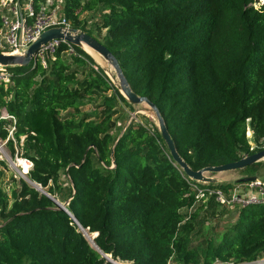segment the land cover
Segmentation results:
<instances>
[{
	"label": "trees",
	"instance_id": "obj_1",
	"mask_svg": "<svg viewBox=\"0 0 264 264\" xmlns=\"http://www.w3.org/2000/svg\"><path fill=\"white\" fill-rule=\"evenodd\" d=\"M258 2L65 0L64 12L110 49L133 91L159 108L179 154L200 170L264 149V3ZM96 11L100 17L88 28L83 14ZM95 31L106 34L100 39ZM75 48L78 55H68L63 44L47 67L8 65L13 82L0 85V137L12 156L33 163L29 178L69 201L77 221L98 233L99 248L120 262L263 258L264 203L238 209L224 233H211L200 211L230 209L213 198L196 202L193 186L200 182L175 162L157 126L132 122L116 133L117 101L135 106L84 48ZM95 96L103 97L105 110L82 112ZM3 110L16 122L2 118ZM256 164L240 169L241 177L252 176L247 170ZM0 217V264H112L68 211L24 179L11 193L0 185Z\"/></svg>",
	"mask_w": 264,
	"mask_h": 264
},
{
	"label": "built area",
	"instance_id": "obj_2",
	"mask_svg": "<svg viewBox=\"0 0 264 264\" xmlns=\"http://www.w3.org/2000/svg\"><path fill=\"white\" fill-rule=\"evenodd\" d=\"M260 2L263 4L264 0ZM64 5L65 0H0V53L23 56L42 33L52 28H61L64 33L73 34L85 31L76 28L78 31L73 32L75 27L64 12ZM63 44L67 45L64 52L68 55H78L75 48L77 45L66 39H53L38 50L32 62L47 67L48 60L55 59L56 53ZM12 82V73L7 70L6 65L0 64V85L7 87ZM1 117L13 118L16 122L6 110H3ZM262 142L264 148V139ZM256 147L257 145L252 144V150ZM32 166L33 163L30 162V167ZM198 182L200 183L193 186L196 202H206L213 198L228 209H240L248 205L264 203V180L259 177L248 182H236L231 187H214L209 186V183ZM256 262L264 264V257L247 263ZM215 264L233 263L217 261Z\"/></svg>",
	"mask_w": 264,
	"mask_h": 264
},
{
	"label": "water",
	"instance_id": "obj_3",
	"mask_svg": "<svg viewBox=\"0 0 264 264\" xmlns=\"http://www.w3.org/2000/svg\"><path fill=\"white\" fill-rule=\"evenodd\" d=\"M78 30L76 28L73 29V32H77ZM53 39H66L69 42H72L73 44L84 48L83 44H86L90 46L94 51L105 57L110 64L114 67L117 76L120 81V92L124 95V97L131 102L132 104H142L146 103L156 114V117L158 119V124H159V130L162 134L163 139L165 140L166 144L169 147V150L171 152V155L175 162L186 172V174L196 180V181H201L205 183H215L217 179L215 177H212L211 173H219V172H225V171H231V170H239V169H244L247 166H250L252 164H255L257 162L263 161L264 160V149L259 150L253 154L247 155L243 158H241L238 161L227 163V164H222V165H217V166H207L205 168H202L200 170H193L189 164L183 159V157L179 154L175 141L173 140L169 129L165 123L164 117L162 116L159 108L155 103H153L148 97L146 96H140L136 92L133 91L128 79L126 78L123 69L119 63V60L116 58V56L110 51V49L103 44L100 40L92 36L91 34L85 32V31H80L77 32L76 34H73L72 32H67L64 33L61 28H52L50 30L45 31L42 33L39 39H37L33 44L29 46V48L26 51V54L23 56L20 55H10V54H3L0 53V64L2 65H25L28 66L34 59L36 53L38 50L46 43ZM85 49V48H84ZM86 50V49H85ZM86 52H88L86 50ZM91 56L92 54L88 52ZM93 57V56H92ZM8 158V157H7ZM13 166V164H16V161L12 159H8ZM17 171L21 174V171L19 168H17ZM25 181H27L29 184H31L33 187H35L38 191L41 193H44L51 197L57 204L61 206L62 209L68 211L72 217L76 220L78 223L80 230L83 232V235L87 238L85 228L77 221L75 216L69 211V201L63 202L59 200L57 197L52 195L47 191V189L43 188L42 185L32 181L29 176L24 177L22 176ZM258 176L252 175V176H244L241 178H238L236 180L237 183H242V182H248L257 179ZM94 234V239L97 237L98 233L95 232ZM89 241V239L87 238ZM91 244V242L89 241ZM96 244V242H95ZM91 246H93L91 244ZM95 249H97L103 257L107 259V261L113 263V264H122L120 261L115 260L111 254H106L104 253L99 246L96 244V247L93 246Z\"/></svg>",
	"mask_w": 264,
	"mask_h": 264
},
{
	"label": "rangeland",
	"instance_id": "obj_4",
	"mask_svg": "<svg viewBox=\"0 0 264 264\" xmlns=\"http://www.w3.org/2000/svg\"><path fill=\"white\" fill-rule=\"evenodd\" d=\"M261 5H262V2L256 3L257 7H260ZM100 13H101V11L85 12L83 14V17L88 19L89 28H94L95 22H97L98 17H100ZM95 33H96V35H98V37H100V39H103L104 35L106 34L105 31H103L100 35L97 31H95ZM95 54H96L95 56L92 54L93 59L96 61V63L98 65H100L102 68L105 69L106 74L113 81L114 85L119 87L120 81H119V78L117 76V73H116L114 67L110 64V62L105 57H103L102 55H100L97 52H95ZM67 57H68L67 62L71 63L72 62L71 57L70 56H67ZM79 76L81 79L83 78V76H81V75H79ZM108 94H111V91H109ZM102 102H103V97H99V96L89 97V98H87V102L84 103L80 107V110L82 112L98 111L101 114L105 110V106L102 105ZM134 106H135L134 109H132L128 105H125L124 103H122L120 100L117 101L116 107H117L118 113L115 115V118L118 122V127L116 130L117 134L123 133L126 130V128L132 122L143 124V125H146L150 128H153L154 126H157L159 128L158 119L156 117L155 112L146 103L134 104ZM70 111L73 112V109H71ZM253 136H254V134L252 133V129H249L248 138L253 145H256L254 142ZM15 145H16V150L19 151L18 145L16 143H15ZM9 156L12 159H14L15 161L18 160V158H23L22 156H20L18 154H16L15 156H12L11 151L7 145V140H3L0 137V160H3L7 163V167L0 165V168L2 170V172L0 173V185L3 186L8 193H11V190L15 186H19L20 180L23 179V177L17 171V169H15L11 165L10 161L8 160L9 158H7ZM24 159H27V158H24ZM27 160H29V159H27ZM260 162H264V160L260 161ZM260 162H257V164L255 163L256 165L252 169L247 170V173L248 172L252 173V175H256L259 178H261L262 180H264V164L260 163ZM31 168L32 167H30V169ZM28 172H27V174H28ZM244 172L240 171V169H239V170H231V171H225V172H219V173H211L209 175H211L212 177H215V178H217L216 176H219V177L227 176L228 179H223L224 180L223 182H233L235 179L240 178ZM14 179L16 181H14ZM61 181L65 185V189H66L68 187V184H69L68 183L69 178L65 173H62ZM63 194L66 196L67 191H64ZM230 210H225V209L219 208L215 213L210 214V215H206V213L203 210H201L199 221L204 222V225H206V227L209 228L211 233L222 234L237 219V216H238L237 210L238 209L235 208V209H230ZM183 211L186 214L187 213L189 214V212H191V209L186 208ZM2 223H3V220L0 217V224H2ZM202 239H203L202 236L197 238L195 240V243L201 241ZM121 263L122 264H131V263H126V262H121ZM171 264H178V263L172 261ZM233 264H236V263H233ZM242 264H260V263H258V262L247 263L246 262V263H242Z\"/></svg>",
	"mask_w": 264,
	"mask_h": 264
},
{
	"label": "bare ground",
	"instance_id": "obj_5",
	"mask_svg": "<svg viewBox=\"0 0 264 264\" xmlns=\"http://www.w3.org/2000/svg\"><path fill=\"white\" fill-rule=\"evenodd\" d=\"M83 45H84V48L88 52H90L94 56L96 55L95 54L96 51H94L90 46H88L86 44H83ZM8 158L12 161V158L10 156ZM13 167L15 169L19 168L20 171H21V176L27 177L28 176L27 172L30 169V162L27 159L18 158V160H16V164H13ZM85 232H86L87 238L89 239V241L91 242V244L96 247L95 239H94L93 236H91V234H93V233H90L88 229H86Z\"/></svg>",
	"mask_w": 264,
	"mask_h": 264
},
{
	"label": "crops",
	"instance_id": "obj_6",
	"mask_svg": "<svg viewBox=\"0 0 264 264\" xmlns=\"http://www.w3.org/2000/svg\"><path fill=\"white\" fill-rule=\"evenodd\" d=\"M254 137V136H253ZM217 178V180H221V181H224L223 179H228L227 178V176H225V177H219V176H216ZM237 179H235L234 181H236Z\"/></svg>",
	"mask_w": 264,
	"mask_h": 264
}]
</instances>
